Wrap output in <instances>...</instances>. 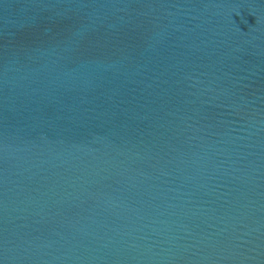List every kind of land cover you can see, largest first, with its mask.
Here are the masks:
<instances>
[{"label": "water", "instance_id": "95a60500", "mask_svg": "<svg viewBox=\"0 0 264 264\" xmlns=\"http://www.w3.org/2000/svg\"><path fill=\"white\" fill-rule=\"evenodd\" d=\"M0 264H264V0H0Z\"/></svg>", "mask_w": 264, "mask_h": 264}]
</instances>
